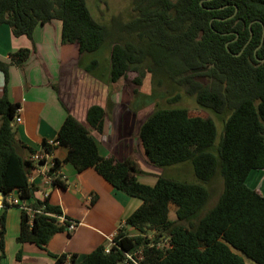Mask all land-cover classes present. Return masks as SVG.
<instances>
[{
	"label": "trees",
	"instance_id": "1",
	"mask_svg": "<svg viewBox=\"0 0 264 264\" xmlns=\"http://www.w3.org/2000/svg\"><path fill=\"white\" fill-rule=\"evenodd\" d=\"M130 2L133 16L128 21L112 18L105 26L93 19L85 0H0V26H8L14 37L32 42L38 25L57 20L61 43L78 47V67L85 73L93 76L98 67L97 61L84 63L86 54L108 47L102 75L106 85L129 72L136 74L137 86L146 74L157 75L159 82L179 87L222 122L215 144L213 120L190 116L184 108L144 118L137 140L146 161L162 170L190 163L197 182L161 174L149 186L137 181L142 172L131 159L99 155L91 131L102 132L104 108L90 106L86 124L66 114L54 143L42 142L48 154L57 147L67 150L62 161L54 159L55 167L68 164L76 173L91 169L114 189L141 201L112 245L96 247L78 264H264V194L246 185L251 172L264 171V0ZM33 51L35 47L11 53L10 63L19 67ZM8 66L0 61V193L6 197L16 192L27 200L36 188L28 181L31 164L24 152L29 156L35 151L15 136L12 124L19 105L7 96ZM215 178L221 179L222 191L207 209L208 186ZM54 183L65 189L64 181ZM2 205L9 207L5 200ZM42 206V214L21 211L16 241L46 251L48 240L66 227L57 222L61 210L48 198L36 200L31 209ZM170 206L175 208L173 220L168 217ZM128 228L136 234L129 235ZM4 230L2 212L0 260ZM55 259L62 264L66 256ZM75 259L71 255L69 261Z\"/></svg>",
	"mask_w": 264,
	"mask_h": 264
},
{
	"label": "crops",
	"instance_id": "2",
	"mask_svg": "<svg viewBox=\"0 0 264 264\" xmlns=\"http://www.w3.org/2000/svg\"><path fill=\"white\" fill-rule=\"evenodd\" d=\"M33 47L35 51L19 67L10 63L11 53L19 49L32 50ZM78 60V47L61 43V23L57 20L38 25L33 31L32 42L25 36L14 37L8 26H0V61L9 64L7 96L11 103L19 105L21 119L20 123L13 120L15 136L35 152L43 150V141L54 143L66 114L86 124L90 106L103 108L100 103L92 102V74L82 71ZM3 87L4 79L0 73V97ZM116 114L105 116L100 134L91 131L99 155L113 156L118 161L131 159L142 172L136 177L137 181L154 185L161 173L154 171L156 167L143 159L144 153L137 140L140 123L135 131L134 114L128 111ZM66 154L65 148L57 147L52 158L62 161ZM24 157H28L26 151ZM60 169L65 176L64 190L49 186L43 176L36 175L37 191L33 198L23 200L21 204L30 209L36 200L42 199L44 191H49V203L58 206L62 216L77 223V228L72 233L54 234L46 244V251L32 244L17 243L21 210L14 206L1 207L3 200L8 202L18 197L12 192L0 198V214L4 212L5 228L4 256L0 264H55V257L61 255L66 256L62 264H78L96 247H107L125 219L141 205L139 199L114 189L91 169L76 173L68 164L61 165ZM27 213L32 216L30 210ZM131 230L127 229L129 235H132ZM18 252L19 260L16 259ZM71 255L76 256L75 262L69 261Z\"/></svg>",
	"mask_w": 264,
	"mask_h": 264
},
{
	"label": "rangeland",
	"instance_id": "3",
	"mask_svg": "<svg viewBox=\"0 0 264 264\" xmlns=\"http://www.w3.org/2000/svg\"><path fill=\"white\" fill-rule=\"evenodd\" d=\"M85 2L93 19L105 26L110 24L112 18H120L124 23L133 16L130 0H85ZM108 56L109 48L103 47L96 53L86 54L84 58V63L86 65L91 61L98 62V67L92 76V102L100 103L106 111V116H112L113 113L125 114L126 111H128L130 114L135 115L132 123L136 120L135 131H137V123H141V121L149 115L161 112L165 109L184 108L188 111L190 116L211 118L213 120L217 129L215 141V144H217L222 130V122L220 119L215 117L212 113L198 107L194 98L186 95L179 87H173L168 82H159L161 78L157 75L146 74L141 79L140 86L135 84L134 79L136 74L133 72L127 73L125 78L119 80L115 84L106 85L103 83L104 80L102 75H104L108 65ZM139 160L140 159H138V161ZM185 164L188 166L179 167L175 165L174 167L171 166L164 170L155 168L154 171L174 180L197 183L193 175L191 164ZM246 185L248 188L264 194V171L251 172L246 178ZM208 188L211 191V198L206 205L207 209L215 204L222 191L221 179L215 178ZM36 191L37 189L35 192ZM174 212V206H170L168 214L169 219L173 220L175 218ZM131 231L132 235L136 234L134 230ZM147 235L150 238L152 237V233L150 232L147 233ZM246 262L251 264L249 261Z\"/></svg>",
	"mask_w": 264,
	"mask_h": 264
},
{
	"label": "built area",
	"instance_id": "4",
	"mask_svg": "<svg viewBox=\"0 0 264 264\" xmlns=\"http://www.w3.org/2000/svg\"><path fill=\"white\" fill-rule=\"evenodd\" d=\"M15 122L16 123H20L21 119L19 117V109L16 110V115H15ZM28 161L31 164V169L30 172L28 174V181L30 184L35 186V178L34 176L39 175V176H43V179L45 181L46 184H48L49 186H56L54 183V180L57 179L59 181H64L65 180V176L62 173L60 167H55V163H54V158H52V154H48L46 151L41 150L39 152H35L32 155H29L27 157ZM57 187V186H56ZM49 196V191H44L42 193V199L40 201H44L45 199H47ZM23 200H20L18 197L15 199H10L7 204L8 206H14L17 207L18 209H20L21 211H31L32 215L33 214H42L43 213V206L37 210H33V209H29L27 208L25 205H22L21 202ZM2 208H4V206H1ZM6 208V207H5ZM50 215V214H49ZM56 220L59 224H62L66 227V232L68 233H72L78 226L77 223L61 216H55ZM112 245V241H110V244ZM108 249H105V253H108Z\"/></svg>",
	"mask_w": 264,
	"mask_h": 264
},
{
	"label": "water",
	"instance_id": "5",
	"mask_svg": "<svg viewBox=\"0 0 264 264\" xmlns=\"http://www.w3.org/2000/svg\"><path fill=\"white\" fill-rule=\"evenodd\" d=\"M201 2H202V1H201ZM201 2H200V3H201ZM227 45H228V43L225 44L226 49H227ZM263 61H264V60H263ZM3 197H4V195H3L2 193H0V198L2 199Z\"/></svg>",
	"mask_w": 264,
	"mask_h": 264
}]
</instances>
